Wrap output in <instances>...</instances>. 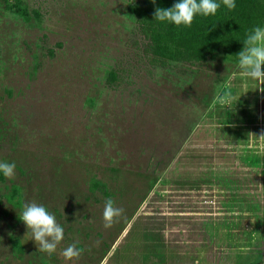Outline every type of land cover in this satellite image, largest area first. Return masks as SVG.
I'll return each mask as SVG.
<instances>
[{
  "label": "rangeland",
  "instance_id": "1",
  "mask_svg": "<svg viewBox=\"0 0 264 264\" xmlns=\"http://www.w3.org/2000/svg\"><path fill=\"white\" fill-rule=\"evenodd\" d=\"M128 3L21 0L35 18L0 0V161L16 165L0 180V264H254L264 253V146L251 135L264 131V92L249 79L245 93L222 53L150 65ZM226 95L237 99L220 104ZM109 198L123 213L105 229ZM33 202L64 229L51 255L20 220ZM73 244L80 255L66 260Z\"/></svg>",
  "mask_w": 264,
  "mask_h": 264
},
{
  "label": "trees",
  "instance_id": "2",
  "mask_svg": "<svg viewBox=\"0 0 264 264\" xmlns=\"http://www.w3.org/2000/svg\"><path fill=\"white\" fill-rule=\"evenodd\" d=\"M5 11L38 18V12H28L21 0H1ZM178 0H129L126 10L134 19L136 33L143 41V53L150 65L164 68L169 63L200 64L214 61L222 53L238 64V53L250 31L264 27V0H235L236 7L223 5L215 15L197 14L188 27H177L154 19L156 8L167 9ZM219 2V0H217ZM113 72L108 74L112 79ZM2 173H0V180ZM14 193V192H13Z\"/></svg>",
  "mask_w": 264,
  "mask_h": 264
},
{
  "label": "clouds",
  "instance_id": "3",
  "mask_svg": "<svg viewBox=\"0 0 264 264\" xmlns=\"http://www.w3.org/2000/svg\"><path fill=\"white\" fill-rule=\"evenodd\" d=\"M151 2L155 3V0H151ZM221 5L228 10L236 7L235 0H219V2L217 0H178L170 8H156L154 19L177 27L181 25L188 27L197 14L205 17L215 15ZM243 45V49L238 53V69L241 76L245 78L243 84L245 93L247 92V80L249 79L258 83L259 87L256 90L264 92V87H261L264 85V70H262V66H264V27H254L246 36ZM234 99H237V97L226 95L219 98V103L222 105L230 104ZM251 135L256 137L264 146V131L258 137L254 134ZM15 168L14 162L0 161V173L6 179L14 176ZM122 213V208L115 207L111 198L107 199L102 213L103 227L105 229L110 228ZM20 220L27 230L25 234L30 232V239L37 245V250L49 255L56 251L57 246L63 239L64 229L45 206L34 202L25 204L20 212ZM61 255L66 260H72L80 255V251L73 244L64 249Z\"/></svg>",
  "mask_w": 264,
  "mask_h": 264
},
{
  "label": "flooded vegetation",
  "instance_id": "4",
  "mask_svg": "<svg viewBox=\"0 0 264 264\" xmlns=\"http://www.w3.org/2000/svg\"><path fill=\"white\" fill-rule=\"evenodd\" d=\"M264 253L260 254V258L258 259V262L254 263V264H264Z\"/></svg>",
  "mask_w": 264,
  "mask_h": 264
}]
</instances>
